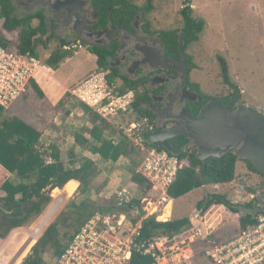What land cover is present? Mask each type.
<instances>
[{
	"label": "rangeland",
	"instance_id": "rangeland-1",
	"mask_svg": "<svg viewBox=\"0 0 264 264\" xmlns=\"http://www.w3.org/2000/svg\"><path fill=\"white\" fill-rule=\"evenodd\" d=\"M128 1L129 4L139 8H144L148 4L152 6V10L145 18L152 21V24L154 23V32L180 31L183 28L181 11L189 6L192 10L191 19L205 22L198 39L191 42L187 50V54L194 64L192 81L201 83L203 90L205 89L206 93L215 98L221 99L232 95L239 99L237 100L238 105L255 111L264 109V0ZM1 27L2 20H0V29ZM18 33L19 30L4 34L10 40H17ZM50 44L52 45L46 46V49H50L51 52L59 47L55 42L54 44L49 42L48 45ZM38 45V51H42L41 43ZM221 59L226 65V80L221 67ZM94 65L93 59L79 52L77 56L72 57L66 69L59 71L56 68L55 72H57V76L64 79H72L83 77L94 69ZM76 82L74 80L71 86H74ZM115 83L117 86L121 85V82L116 81ZM45 93V98L41 101L31 89H28L25 93L27 97L18 99L3 116L4 118L17 117L33 128L39 129L42 133L38 145L39 150L49 153L51 147H54L66 169L78 168L83 158L82 154L87 152H85L84 146L75 143V136L78 135L85 139L89 145L92 144L89 134L94 125L92 118L85 113L77 99L73 98L72 101H69L71 98L65 96L56 107H53L48 101L50 93ZM136 96H138L137 93ZM129 118H132L134 122L141 123L135 113ZM125 123L120 120H115L112 124L108 123L110 127L103 130V137L106 140H111L114 144L118 143L121 136H125L119 132L117 127ZM153 126H155L154 123ZM132 143L135 145L134 142ZM139 149L141 150V148ZM69 153H76V159L70 160ZM140 157L141 155L130 157L137 167L130 162V159L124 157H121L116 164L96 161L98 167L95 176L90 180L88 190L84 194L77 190L73 194L69 187L62 191H50L51 199L41 214L32 219L28 225L18 230H12L4 240L0 241V264H21L28 255L27 250L34 246L44 230L54 220L60 222L58 233L60 243L63 245L74 233L76 227L74 221L80 217L79 215L72 216L76 206L107 205L113 209L117 203L116 195L121 190L127 191L132 200L141 202V199L146 196V192L131 182L130 172L133 166L137 172ZM45 159L48 162L51 161L47 157ZM73 163L75 164L71 167ZM7 178L12 183L19 182L16 176L10 175ZM209 195H223L231 205L238 206L239 213H232L225 207H221L222 221L214 233V236L220 240L231 238L240 227V214L250 212L243 206L250 203L260 208L264 203V179L249 171L243 163H239L235 172V180L231 184L204 187L189 196L173 200V214L170 220L189 216L197 203ZM3 196L0 193V198ZM59 200L60 203H58ZM53 206L57 207L49 219L44 221ZM166 214L168 215V213ZM40 226L39 233L32 238L31 233ZM53 254L54 248L49 245L42 255L45 264Z\"/></svg>",
	"mask_w": 264,
	"mask_h": 264
},
{
	"label": "trees",
	"instance_id": "trees-1",
	"mask_svg": "<svg viewBox=\"0 0 264 264\" xmlns=\"http://www.w3.org/2000/svg\"><path fill=\"white\" fill-rule=\"evenodd\" d=\"M128 2V0H93V8L98 12L102 21L106 22V15L109 14L112 25L125 27H128L138 12L145 15L152 10L150 4L144 8H139ZM13 10L14 8L9 0H0V20H2L0 46L38 59V44H40L41 41L40 37H36V32L44 33V28L41 23L39 29H34L31 26V21L36 18H40L42 21L41 14L18 18L12 16ZM191 12L192 10L189 6L181 11L184 22L183 33L188 36L186 45L197 40L205 26L203 20H192L190 17ZM16 30H19L17 40H10L4 34H10ZM163 37L167 45H171V47L177 46V36L175 33L169 32L163 35ZM65 45L66 42H62L56 50L50 53L45 62L47 67L55 69L69 56V52L62 50V47ZM41 46L42 49H46L45 44L41 43ZM89 52L97 56V68L99 70L109 71L107 77L109 83H113L114 81L121 82V85L117 89L120 94L128 90H134L136 85L130 80L125 78L122 79L116 70L109 68L108 64L104 61L103 55H100L96 50L90 49ZM221 67L226 80V65L222 59ZM27 89H31L39 99H43L45 96L44 91L35 78L31 80ZM25 97L26 94H23L21 98ZM144 100L145 98L135 95L131 109L138 119H147L149 124H153V118L142 107ZM81 107L85 113L91 116L94 125L89 131L92 144L89 145L85 139L77 135L75 136V143L77 145L84 146L85 150H88L93 155H99L105 162L115 163L121 157H124L130 159V162L136 166V163L130 158L132 155H141V161L143 152L137 146L123 136H121V139L116 144L111 140H106L103 137V130L108 129L110 127L109 124L100 119L88 107L84 105H81ZM5 112L6 111L0 107V191L5 195L3 198H0V240H4L12 230L28 225L32 219L39 216L51 199L49 196L50 191L54 189H63L67 182L75 180L79 183L77 191L84 194L88 190L90 180L96 173L95 164L86 158L81 159L78 168L66 169L60 161L59 153L56 148L51 147L49 153L39 150L38 145L42 134L40 131L27 125L17 117L4 118L3 114ZM150 134L151 132L142 129V138L144 139L145 146L157 151H164L163 148L154 147L148 142ZM169 143L172 149L178 153L176 157L179 160L186 161L188 164V167L177 172L175 181L168 188L167 195L169 198L177 200L194 190L204 187L224 186L235 180L236 162L238 160L233 154L225 155L220 159H209L205 162H201L196 159L195 149H185L184 146L188 144V140L184 137L179 136L169 140ZM45 157L49 158L51 161L48 162ZM244 163L249 171L264 179V177L254 171L248 163ZM135 166H133L130 171L131 182L145 190L144 192H147L149 190V185L136 172ZM10 175L16 176L20 182L18 184L11 183L7 178ZM215 205H221L232 213L240 212L238 206L231 205L225 196L209 195L204 200L197 203L191 218L201 216L210 207ZM134 207H142L140 200H132L128 205V208ZM243 207L250 210V212L240 214V229L255 225L256 221L254 220V214L260 211V208L250 203ZM112 210L113 209L107 205L97 207H93L91 204L76 206L75 210L72 212V216L79 215L80 217L74 221L76 227L73 234L77 232L94 212L111 213ZM191 218L187 216L162 222L157 216L148 217L142 224L136 242H147L151 238L157 236L173 237L181 234L190 226ZM59 226L60 222L54 220L44 230L41 237L34 246H32L30 253L21 264H44L42 255L49 245L54 248V254L59 255L63 249L58 233ZM149 263L150 260L148 258L142 257L136 252H132L129 264Z\"/></svg>",
	"mask_w": 264,
	"mask_h": 264
},
{
	"label": "built area",
	"instance_id": "built-area-1",
	"mask_svg": "<svg viewBox=\"0 0 264 264\" xmlns=\"http://www.w3.org/2000/svg\"><path fill=\"white\" fill-rule=\"evenodd\" d=\"M81 47L76 43L62 49L72 51ZM40 67L38 59L0 46V107L4 111L27 92ZM108 75L106 70L95 71L68 94L109 124L115 120L126 122L117 129L143 152L137 173L149 185L140 202L145 205L128 208L132 198L121 190L111 213L94 212L63 244L61 253L53 255L46 264H129L132 252L148 258L149 264H264V210L261 208L254 214L256 224L245 229L239 227L231 238L220 240L214 236L222 221V206L215 205L201 216L191 218L193 210L189 215L191 224L181 234L136 242L148 217L157 216L162 222L170 220L173 199L168 197L167 190L177 172L188 164L165 150L145 146L142 129L153 132V124L147 119H140L138 123L129 118L134 114L131 109L134 92L120 94L116 81H107Z\"/></svg>",
	"mask_w": 264,
	"mask_h": 264
},
{
	"label": "flooded vegetation",
	"instance_id": "flooded-vegetation-1",
	"mask_svg": "<svg viewBox=\"0 0 264 264\" xmlns=\"http://www.w3.org/2000/svg\"><path fill=\"white\" fill-rule=\"evenodd\" d=\"M9 1L14 8L12 16L41 14L42 21L32 19L31 26L39 29L42 23L44 33L36 32V37H40L45 46L50 47L49 42H55L57 46L62 42L66 45L80 43L82 48L103 55L109 68L136 85L132 90L134 94L145 98L142 107L153 118L154 131L169 130L174 125L170 119L181 114L196 117L210 101H219L223 106L230 101L237 104L235 96L215 98L203 90L201 83L192 81L194 64L187 54L190 43L186 45L188 36L183 33L184 22L180 31H173L177 46L171 47L163 37L170 31L154 32V23L145 18L150 12L145 15L138 12L125 27L112 25L109 14L107 21H102L93 8V0ZM79 9L82 10L80 13ZM182 38H185V44L179 52L178 44ZM187 140L185 149L196 150L193 141Z\"/></svg>",
	"mask_w": 264,
	"mask_h": 264
},
{
	"label": "water",
	"instance_id": "water-1",
	"mask_svg": "<svg viewBox=\"0 0 264 264\" xmlns=\"http://www.w3.org/2000/svg\"><path fill=\"white\" fill-rule=\"evenodd\" d=\"M81 11L79 9V13ZM184 44L185 39H181L179 52L183 51ZM170 121L174 125L169 130L151 132L148 142L152 146L177 155L169 140L182 136L193 141L198 161L205 162L233 154L237 160L248 163L264 177V114L261 111L235 105L233 101L225 106L219 101H210L196 117L185 113ZM260 208L264 210V203Z\"/></svg>",
	"mask_w": 264,
	"mask_h": 264
},
{
	"label": "crops",
	"instance_id": "crops-1",
	"mask_svg": "<svg viewBox=\"0 0 264 264\" xmlns=\"http://www.w3.org/2000/svg\"><path fill=\"white\" fill-rule=\"evenodd\" d=\"M63 50V49H62ZM64 51V50H63ZM69 52V56L66 57L56 68L59 69V71H63L64 69H66L67 67V64L70 63V60L72 59V57H75L79 54V52L81 53H84L85 55L89 56L91 59L94 60L95 62V65H94V69H92L90 72H88L86 75H84L83 77H75V78H72V79H64L63 77H60V76H57V72H55V69H52V68H49L46 66V60L48 59L51 51L50 49L47 50V49H42V51H38V54H39V57H38V60L40 61V64H41V67L36 70L35 74H34V78L37 80L38 84L41 86L42 90L44 91V95L46 94L45 92H48L50 93V96L48 97V101L50 102L51 106L53 107H56V105L61 102L62 98L66 96V98H71L70 95L68 94V91L73 89L75 87V85L79 84L80 82H82L84 79H86L90 74H92L93 72L95 71H98L99 69L97 68V57L96 55L90 53L87 49L85 48H76L75 50H72V51H67ZM84 78V79H83ZM83 79V80H82ZM77 81L76 84L74 86H71L72 85V82L73 81ZM81 80V81H80ZM80 81V82H79ZM27 97V96H26ZM25 97V98H26ZM45 98V96H44ZM43 99H40L41 101L44 100ZM73 98L69 99V101H72ZM81 104V103H80ZM40 105V104H38ZM83 105V104H81ZM85 106V105H84ZM264 109L261 110V112L264 114ZM130 120V119H129ZM27 124V123H26ZM28 125V124H27ZM30 126V125H29ZM32 127V126H31ZM35 129V128H34ZM39 131V129H36ZM41 132V131H40ZM42 136V134H41ZM41 140V138H40ZM85 152L87 153H83L82 154V157L83 158H86L88 160H91L94 164H95V167L97 168L98 165L96 163V161L98 162H104L100 157L99 155H93L91 154L88 150H85ZM69 158L70 160H74L76 159V153L75 154H70L69 153ZM93 158H95V160H93ZM97 159V160H96ZM112 163V162H111ZM117 162H115L114 164H116ZM239 163H243L245 165L244 162L242 161H237L236 162V169H237V166L239 165ZM63 164V163H62ZM75 163L71 164V167L72 165H74ZM11 176H14V175H11ZM11 182V181H10ZM20 182V181H19ZM19 182L17 183H13V184H18ZM12 183V182H11ZM231 184V183H230ZM229 185V184H227ZM65 186V187H64ZM63 187L66 189L67 187H69L71 193H73L74 191L76 192V190L78 189L79 187V183L75 180H71L69 182H67ZM226 186V185H224ZM216 187V186H215ZM63 188V189H64ZM63 189H54V190H60L62 191ZM202 189V188H201ZM199 190V189H198ZM196 191V190H194ZM194 191L190 192L189 194L185 195V196H189L191 193H194ZM74 192V193H75ZM0 193L4 194L2 191H0ZM70 193V195H71ZM73 193V194H74ZM183 196V197H185ZM181 197V198H183ZM195 198V196H194ZM172 209H173V206H172ZM172 214H173V211H172ZM51 216V215H50ZM20 228H16L14 230H18ZM2 241V240H0ZM63 246V245H62ZM32 248V247H31ZM29 248L27 250L28 254L30 253V249ZM55 255V254H53ZM27 257V256H26ZM43 260V263H44V259L42 258ZM45 264V263H44Z\"/></svg>",
	"mask_w": 264,
	"mask_h": 264
},
{
	"label": "bare ground",
	"instance_id": "bare-ground-1",
	"mask_svg": "<svg viewBox=\"0 0 264 264\" xmlns=\"http://www.w3.org/2000/svg\"><path fill=\"white\" fill-rule=\"evenodd\" d=\"M60 202H61V201L59 200L58 203H60ZM57 205H58V204H57ZM56 207H57V206H53V207H52V209L50 210V212L46 215L44 221H46L47 219H49L50 215H52V213H53V211H54V209H55ZM40 229H41V226H40V227H37V228L35 229V231H34L33 233H31V237L33 238L35 235H37V234L39 233Z\"/></svg>",
	"mask_w": 264,
	"mask_h": 264
}]
</instances>
